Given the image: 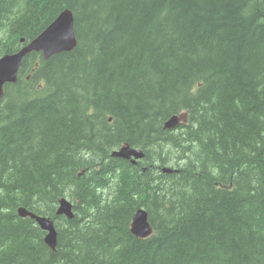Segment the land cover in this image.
<instances>
[{"label":"trees","instance_id":"trees-1","mask_svg":"<svg viewBox=\"0 0 264 264\" xmlns=\"http://www.w3.org/2000/svg\"><path fill=\"white\" fill-rule=\"evenodd\" d=\"M64 10L76 48L30 54L0 101V264H264V0H0V55Z\"/></svg>","mask_w":264,"mask_h":264},{"label":"water","instance_id":"water-1","mask_svg":"<svg viewBox=\"0 0 264 264\" xmlns=\"http://www.w3.org/2000/svg\"><path fill=\"white\" fill-rule=\"evenodd\" d=\"M75 45L76 41L73 32V20L70 13L64 11L44 33L22 48L17 55L6 56L0 60V88L3 82H10L11 78L16 75L17 69L20 65V59L23 55L31 51H42L44 59H47L53 54L61 53L63 51H71ZM1 94L2 93H0V97ZM178 122L179 118L173 116L165 122L164 128H173ZM113 156L129 159L130 156L136 158L142 157V154L128 148H121L118 151H114ZM61 203L64 206H68V203L64 200H61ZM140 214L141 215L135 223L139 224L142 229V226L146 225V215L141 212Z\"/></svg>","mask_w":264,"mask_h":264},{"label":"bare ground","instance_id":"bare-ground-1","mask_svg":"<svg viewBox=\"0 0 264 264\" xmlns=\"http://www.w3.org/2000/svg\"><path fill=\"white\" fill-rule=\"evenodd\" d=\"M64 11H68L70 13V16L71 18H73V14L70 10H64ZM58 17V16H57ZM57 17L48 25H52L55 20L57 19ZM77 45V44H76ZM76 48V46H75ZM74 48V49H75ZM34 53H39L40 51H32ZM63 52H67V51H63ZM19 53V50L13 52V53H10L9 55L10 56H15ZM57 55L56 54H53L52 56H49L47 59H44V57L42 56L41 59L43 61H47L49 60L51 57ZM29 55L25 54L21 57L20 59V62L22 64L23 60L25 58H27ZM17 79H18V75L16 74L14 77L11 78L10 82H7V85H13L17 82ZM28 79V78H27ZM6 86H3V89L5 90V87ZM4 98V97H3ZM3 100V99H2ZM111 119H109L110 121ZM115 150V149H114ZM114 150L111 151L110 153V157H113V153H114ZM144 153V152H143ZM145 156V154H144ZM138 159L137 158H132L130 157L129 158V162H132V163H137ZM173 170V169H172ZM62 199H65L66 202L68 203V206H64L62 205L61 203V200ZM156 211V210H155ZM143 213L146 215V225L145 226H142V229L141 227L139 226V224H136L135 221L139 218V216L141 215L140 214ZM17 215L20 217V218H29L31 220L34 221V223L36 224V226L43 232L44 234V237H43V241L45 243V245L52 251L55 250L56 248V245H57V231H56V228H55V224H54V221L50 218V217H46V216H41V215H36L26 209H24L23 207H19L17 209ZM55 215L58 216V217H64L65 219L67 220H71L74 218V215H75V211H74V208L71 206L70 204V199H68L67 197H63L61 198L58 203H57V207H56V211H55ZM133 223H134V226H133ZM130 233L136 237V238H139V239H145V238H148L152 233H153V230H152V227L149 223V220H148V213L147 211L145 210V208H142V207H139L138 209H136L135 213L133 214V217L131 219V223H130ZM133 256V255H132Z\"/></svg>","mask_w":264,"mask_h":264}]
</instances>
